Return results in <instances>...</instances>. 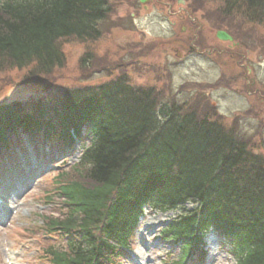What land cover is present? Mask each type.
I'll return each mask as SVG.
<instances>
[{
  "label": "trees",
  "instance_id": "1",
  "mask_svg": "<svg viewBox=\"0 0 264 264\" xmlns=\"http://www.w3.org/2000/svg\"><path fill=\"white\" fill-rule=\"evenodd\" d=\"M213 1L222 18L264 23V0ZM111 9L110 0H0V74H51L65 63L61 43L101 38ZM160 99L123 76L32 105L0 103V153L19 129L68 143L71 130L89 133L79 161L44 192L60 210L44 228L68 237L66 249L49 246L52 264H120L146 204L178 211L161 231L180 247L177 264L205 257L212 228L233 242L235 264H264V155L234 127Z\"/></svg>",
  "mask_w": 264,
  "mask_h": 264
},
{
  "label": "rangeland",
  "instance_id": "2",
  "mask_svg": "<svg viewBox=\"0 0 264 264\" xmlns=\"http://www.w3.org/2000/svg\"><path fill=\"white\" fill-rule=\"evenodd\" d=\"M160 1L144 5L139 0H110L112 9L102 23L101 38L93 42L64 40L65 63L49 75L28 78L27 71L17 69L0 74V103L21 101L32 105L51 95L58 99L66 88L97 86L125 76L134 86L156 89L164 103L180 105L185 111L234 127L256 153L264 155V40H260L264 39V23H245L239 13L222 18L218 16L220 3L213 0H186V8L197 11L192 14L198 16L201 26L183 34L184 23L174 15L180 4L173 0L170 14L165 0ZM219 28L236 34L240 46L235 49L231 43L217 39ZM192 34L199 38L194 48L202 44L203 54L190 51ZM84 58L86 62H82ZM44 152L58 156L64 151L49 145L41 149L40 156H45ZM76 157H69V163ZM60 165L46 160L45 177L39 178L23 198L15 202L6 195L7 204L13 208L8 216L0 211V264H33L38 257V243L28 238L33 234L24 231L32 230L39 214L52 209L40 198L45 189L55 188L53 177ZM3 175L0 187H8ZM145 213L135 237L134 258L128 264H172L175 253L171 250L177 247L157 236L175 215L151 208ZM57 214L55 211L53 215ZM207 242L205 264L234 263L226 250L231 247L222 237L210 233Z\"/></svg>",
  "mask_w": 264,
  "mask_h": 264
},
{
  "label": "flooded vegetation",
  "instance_id": "3",
  "mask_svg": "<svg viewBox=\"0 0 264 264\" xmlns=\"http://www.w3.org/2000/svg\"><path fill=\"white\" fill-rule=\"evenodd\" d=\"M148 1V3H150V2H152L153 0H147ZM160 1V0H159ZM168 1H170V3H169V5L171 6V1L172 0H168ZM171 13V12H170ZM178 14H179V17H180V19H182V22L184 23L183 24V26H182V30L183 31H185V30H193L192 28H193V26H197V21H196V19L195 18H192L190 15H187L186 14V12H184L183 10H181V11H178L177 12ZM186 25H188V27L186 28ZM189 40H198V36H197V34L195 35V37H194V39H189ZM195 43L193 42V44L191 45V49H190V51L191 50H193V45H194Z\"/></svg>",
  "mask_w": 264,
  "mask_h": 264
},
{
  "label": "water",
  "instance_id": "4",
  "mask_svg": "<svg viewBox=\"0 0 264 264\" xmlns=\"http://www.w3.org/2000/svg\"><path fill=\"white\" fill-rule=\"evenodd\" d=\"M142 2H145L146 0H141ZM217 36L221 40H230L233 41L234 38L232 35H230L227 31L225 30H218L217 31Z\"/></svg>",
  "mask_w": 264,
  "mask_h": 264
}]
</instances>
